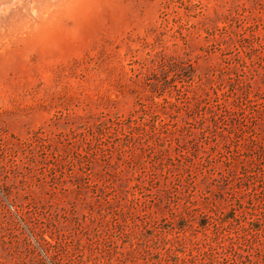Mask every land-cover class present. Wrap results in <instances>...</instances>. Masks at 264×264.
<instances>
[{
    "label": "rangeland",
    "instance_id": "1",
    "mask_svg": "<svg viewBox=\"0 0 264 264\" xmlns=\"http://www.w3.org/2000/svg\"><path fill=\"white\" fill-rule=\"evenodd\" d=\"M0 264H264V0L1 10Z\"/></svg>",
    "mask_w": 264,
    "mask_h": 264
},
{
    "label": "bare ground",
    "instance_id": "2",
    "mask_svg": "<svg viewBox=\"0 0 264 264\" xmlns=\"http://www.w3.org/2000/svg\"><path fill=\"white\" fill-rule=\"evenodd\" d=\"M20 1L21 0H0V11L2 10L3 12L7 8H9L11 5L14 7V5L19 3Z\"/></svg>",
    "mask_w": 264,
    "mask_h": 264
}]
</instances>
